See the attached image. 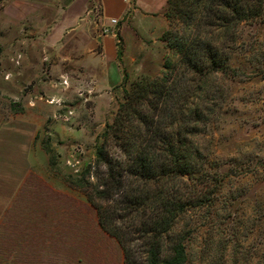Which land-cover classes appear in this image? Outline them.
I'll return each instance as SVG.
<instances>
[{
  "label": "rangeland",
  "instance_id": "374dc122",
  "mask_svg": "<svg viewBox=\"0 0 264 264\" xmlns=\"http://www.w3.org/2000/svg\"><path fill=\"white\" fill-rule=\"evenodd\" d=\"M36 1L42 0L29 7L27 0H0V125L36 122L33 164L50 187L68 195L60 196V204L74 208L70 227L61 229L60 264H97L99 256L105 264H122L120 244L100 226L96 209L69 176L94 163L96 145L124 99V88L160 74L167 54L161 4L124 27V51L126 43L132 54L124 61L126 80L101 94L87 91L75 65L50 51L52 45L66 50L68 37L52 44L33 27L37 15L28 9ZM121 23L118 19V31ZM241 33L245 48L256 45L264 52V16L244 23ZM252 55L235 54V65L247 76L227 82L230 96L202 142L205 169L221 180L211 185L215 200L190 210L176 226L190 230L188 264H264V77L249 75L255 70Z\"/></svg>",
  "mask_w": 264,
  "mask_h": 264
},
{
  "label": "trees",
  "instance_id": "16d2710c",
  "mask_svg": "<svg viewBox=\"0 0 264 264\" xmlns=\"http://www.w3.org/2000/svg\"><path fill=\"white\" fill-rule=\"evenodd\" d=\"M165 16L160 74L124 88L94 163L69 176L120 244L122 264H188L190 230L176 226L215 200L211 185L221 180L205 169L202 142L230 96L227 82L247 76L235 54L251 51L249 75L264 77L263 50L245 48L241 33L244 23L262 20L264 0H167ZM117 37L122 66L124 40Z\"/></svg>",
  "mask_w": 264,
  "mask_h": 264
},
{
  "label": "crops",
  "instance_id": "0c3cea01",
  "mask_svg": "<svg viewBox=\"0 0 264 264\" xmlns=\"http://www.w3.org/2000/svg\"><path fill=\"white\" fill-rule=\"evenodd\" d=\"M132 1L63 0L61 7V0H42L34 2L35 7L29 8L28 14L34 11L37 15L33 27L47 42H64L63 38L68 37L66 50L52 45L50 51L75 65L87 91L109 94L123 82L122 67H126L124 61L131 60L132 54H128L125 43L121 66L117 34H101L100 27L108 24L110 18H118L122 21L119 32L125 42L124 27L132 26L141 13L145 16L155 13L158 4H161L162 33L168 27L164 25H168L167 0ZM96 3L101 7L99 17L94 10ZM13 4L11 1L10 14ZM27 4L32 6V0H27ZM139 35L136 36L141 43ZM60 72L61 76H71L69 71ZM36 133L34 121L0 125V264H60L61 229L70 227L68 218L74 215L72 206L59 202L60 196L66 199L68 195L50 187L33 164L31 153ZM97 261L105 264L102 256Z\"/></svg>",
  "mask_w": 264,
  "mask_h": 264
},
{
  "label": "built area",
  "instance_id": "2783aa9c",
  "mask_svg": "<svg viewBox=\"0 0 264 264\" xmlns=\"http://www.w3.org/2000/svg\"><path fill=\"white\" fill-rule=\"evenodd\" d=\"M94 10L96 11L97 15L100 16L101 14V7L100 4L96 3L94 4ZM117 23H118V18H110L108 24H103L100 27V32L101 34L108 35V34H117Z\"/></svg>",
  "mask_w": 264,
  "mask_h": 264
}]
</instances>
